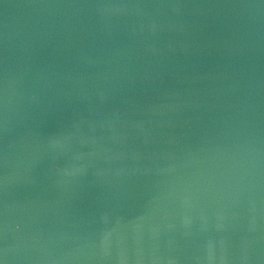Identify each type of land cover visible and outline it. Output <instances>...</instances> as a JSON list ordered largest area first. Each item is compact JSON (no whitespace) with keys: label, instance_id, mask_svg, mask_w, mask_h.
Returning a JSON list of instances; mask_svg holds the SVG:
<instances>
[{"label":"water","instance_id":"obj_1","mask_svg":"<svg viewBox=\"0 0 264 264\" xmlns=\"http://www.w3.org/2000/svg\"><path fill=\"white\" fill-rule=\"evenodd\" d=\"M0 264H264V0H0Z\"/></svg>","mask_w":264,"mask_h":264}]
</instances>
